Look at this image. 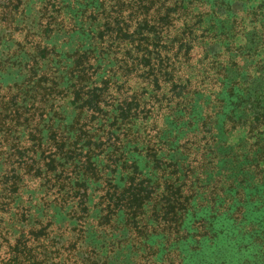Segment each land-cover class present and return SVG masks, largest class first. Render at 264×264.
I'll return each mask as SVG.
<instances>
[{"label":"trees","instance_id":"1","mask_svg":"<svg viewBox=\"0 0 264 264\" xmlns=\"http://www.w3.org/2000/svg\"><path fill=\"white\" fill-rule=\"evenodd\" d=\"M10 1L0 264H188L259 200L264 81L240 80L231 0H33L7 37Z\"/></svg>","mask_w":264,"mask_h":264},{"label":"rangeland","instance_id":"2","mask_svg":"<svg viewBox=\"0 0 264 264\" xmlns=\"http://www.w3.org/2000/svg\"><path fill=\"white\" fill-rule=\"evenodd\" d=\"M10 2V0H0V22L2 23L10 22L11 16L16 14H14L15 10ZM231 3V16L238 15L240 23L239 28L231 34L233 39H229V44H234V41L243 44L242 49L240 48L241 51H233L234 54H242L246 60L240 80L255 86L264 81V0H231ZM219 4L224 6L225 2L220 1ZM40 7L39 2L26 0L23 5L25 12L20 13L22 15L17 17L19 25L5 24L7 29L5 35L10 37L20 34L21 32L18 29L24 25V22L35 26ZM21 10L22 7L16 11L21 12ZM1 12H4V14H1ZM10 13H12L11 16ZM217 15L221 18L220 10L217 11ZM226 25H229V23ZM219 46L220 44L217 43L214 47V50L218 53H220L218 51ZM8 72L0 78V95L3 94L1 92L2 88L22 82L25 76V73L20 74L15 69L10 74ZM262 89V87H259L256 90L259 92L260 99L263 100L262 109L264 112V91ZM260 133L264 138V126L261 128ZM246 137H248L246 132L242 130L241 139L243 140ZM262 182V187L258 189L261 188L264 191V177ZM250 196L251 194L244 202H250ZM257 199L259 200L246 206L239 220L230 216H223L221 220H216L213 226L214 229L211 230L213 241L190 259L188 264H264V193ZM197 215L198 217H195V220L199 219L201 215L207 216L204 213H197ZM195 220H186L188 232L195 227ZM188 246L189 241L186 245L183 244L182 248L187 250Z\"/></svg>","mask_w":264,"mask_h":264}]
</instances>
